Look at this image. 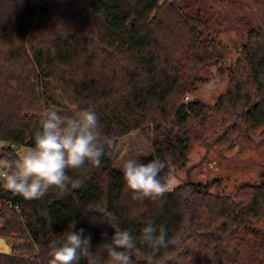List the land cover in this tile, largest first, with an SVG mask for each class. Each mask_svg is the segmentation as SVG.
Here are the masks:
<instances>
[{
    "label": "trees",
    "instance_id": "16d2710c",
    "mask_svg": "<svg viewBox=\"0 0 264 264\" xmlns=\"http://www.w3.org/2000/svg\"><path fill=\"white\" fill-rule=\"evenodd\" d=\"M193 1L0 0V158L33 146L44 108L93 109L105 146L99 166L67 170L77 187L25 199L0 182V236L23 240L13 253L0 251V264H49L50 243L72 222L93 250L114 228L131 231L136 264L151 255L139 240L149 222L181 238L154 264H264V170L230 191L215 178L138 200L115 165L111 142L136 130L152 146L139 161L167 160L174 175L196 144L264 147V31L249 30L214 104L188 100L219 59L208 8Z\"/></svg>",
    "mask_w": 264,
    "mask_h": 264
},
{
    "label": "clouds",
    "instance_id": "9594fccd",
    "mask_svg": "<svg viewBox=\"0 0 264 264\" xmlns=\"http://www.w3.org/2000/svg\"><path fill=\"white\" fill-rule=\"evenodd\" d=\"M215 86V82L209 84V88ZM39 116L33 146L23 148L16 159L0 158L3 187L25 199H41L51 187L65 190L69 184L79 186L67 170L80 169L86 163L99 166L105 151L99 139L98 116L93 109L64 115L55 108H44ZM165 169L170 173L167 178L161 175ZM121 170L134 199L156 198L174 187V169L167 160L154 159L145 163L123 159ZM74 227L75 223H70L68 230L50 243L49 264H80L81 260L85 264H136L141 255L137 249L138 238L127 229L113 227L115 231L110 241L93 250L91 236L84 235L83 229L72 231ZM139 240L151 250L147 264H154L153 257L161 249L181 244L179 236L169 239L163 226L157 227L151 222L143 227ZM133 256L137 257L135 261Z\"/></svg>",
    "mask_w": 264,
    "mask_h": 264
},
{
    "label": "rangeland",
    "instance_id": "374dc122",
    "mask_svg": "<svg viewBox=\"0 0 264 264\" xmlns=\"http://www.w3.org/2000/svg\"><path fill=\"white\" fill-rule=\"evenodd\" d=\"M201 1L210 13V32L212 37H216V53L219 59L212 60L203 73L208 82L199 88L198 93L189 95L186 99L198 97L208 104H214L228 88V67L238 59L249 30L260 27L264 31V0ZM211 82H215L214 88H209ZM69 113L66 115H72L75 111L72 109ZM110 145L114 149V161L119 169L122 168L123 159L139 160L152 154L151 143L139 130L117 142H111ZM2 146L3 143L0 142V149ZM25 147L27 146H22L19 153ZM262 170L264 147L254 144H237L233 148L196 144L190 152L186 167L176 172L172 183L176 187L187 181H212L218 178L223 183L221 189L230 191L239 184L257 182ZM11 243L18 245L23 240L0 236V251L9 252Z\"/></svg>",
    "mask_w": 264,
    "mask_h": 264
},
{
    "label": "built area",
    "instance_id": "2783aa9c",
    "mask_svg": "<svg viewBox=\"0 0 264 264\" xmlns=\"http://www.w3.org/2000/svg\"><path fill=\"white\" fill-rule=\"evenodd\" d=\"M5 253H13V244H12V248L9 252H5Z\"/></svg>",
    "mask_w": 264,
    "mask_h": 264
}]
</instances>
